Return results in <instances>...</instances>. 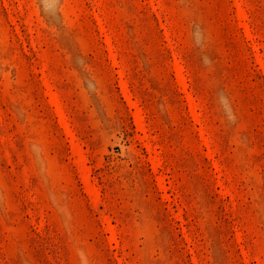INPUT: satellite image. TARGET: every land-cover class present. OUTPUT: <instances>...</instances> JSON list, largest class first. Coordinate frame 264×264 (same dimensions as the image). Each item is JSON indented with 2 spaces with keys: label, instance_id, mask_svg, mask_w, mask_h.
Masks as SVG:
<instances>
[{
  "label": "rangeland",
  "instance_id": "obj_1",
  "mask_svg": "<svg viewBox=\"0 0 264 264\" xmlns=\"http://www.w3.org/2000/svg\"><path fill=\"white\" fill-rule=\"evenodd\" d=\"M0 264H264V0H0Z\"/></svg>",
  "mask_w": 264,
  "mask_h": 264
},
{
  "label": "bare ground",
  "instance_id": "obj_2",
  "mask_svg": "<svg viewBox=\"0 0 264 264\" xmlns=\"http://www.w3.org/2000/svg\"><path fill=\"white\" fill-rule=\"evenodd\" d=\"M179 67H180V66H179ZM177 69H178V68H177ZM178 76H179V75H178ZM182 79H184V78H182ZM183 81H184V82H183ZM179 82H180V81H179ZM182 82L185 83V80H182ZM125 96H126V95H125ZM126 97H127V96H126ZM137 121H138V120H137Z\"/></svg>",
  "mask_w": 264,
  "mask_h": 264
}]
</instances>
